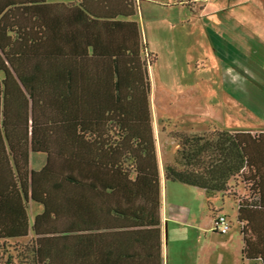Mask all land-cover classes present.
<instances>
[{"label":"trees","instance_id":"obj_1","mask_svg":"<svg viewBox=\"0 0 264 264\" xmlns=\"http://www.w3.org/2000/svg\"><path fill=\"white\" fill-rule=\"evenodd\" d=\"M136 7L0 0V242H19L0 264H153V239L159 258L156 54ZM171 136L164 179L233 198L241 261L264 264V132ZM231 182L246 195H229Z\"/></svg>","mask_w":264,"mask_h":264},{"label":"rangeland","instance_id":"obj_2","mask_svg":"<svg viewBox=\"0 0 264 264\" xmlns=\"http://www.w3.org/2000/svg\"><path fill=\"white\" fill-rule=\"evenodd\" d=\"M135 1L143 34L142 42L151 54L153 52L156 54L155 62L147 67L150 80L151 124L152 129L158 128V132L157 129L156 133L155 130L153 132L156 148L158 146L161 150H169L174 147L173 140L177 145V139L171 136V132L176 130L212 136L214 125L209 120L208 113L211 114L212 119H215L216 130L218 127L264 129V14L262 18L254 2L251 0L250 2L248 0ZM235 29L252 31L249 32L251 36L236 37L227 32ZM210 33L220 36L223 34L222 38L232 39V43H236L232 47L238 49L243 57L233 58L223 49L222 54L213 59L211 56L214 54V49L209 38ZM238 40L243 41L245 46H238ZM220 50L215 48L217 55ZM151 54L149 57L153 56ZM223 64L235 65L242 70L243 81H240V84L235 83L239 88L234 84L236 94H232L233 100L227 99V94L222 91L220 78ZM227 93L231 94L228 91ZM230 112L232 115H229ZM214 113L221 115L217 117ZM202 128L210 131H195ZM43 160V155H34L31 157L30 165L36 167L42 164ZM173 185L183 189L190 187L179 182L167 181V190L173 189L175 187ZM230 186L228 194L232 197H243L247 193L241 185L231 182ZM229 205V202L224 204L223 211L228 215L230 230L236 231L237 237L229 242L227 247H223L219 243L225 235L212 233L213 230H209L207 238L212 242H207L205 245L206 264H243L240 257L241 238L235 216L236 208L231 209ZM34 208L31 206L29 209L30 219ZM205 215L206 223L210 222L211 214L206 211ZM24 242L26 239L21 241ZM185 242L186 249L194 241L190 239ZM17 243L9 241L2 247L0 242L1 262L5 259L1 258L5 249L13 252ZM215 244L218 245L213 246ZM223 249L229 250L230 255L224 260H219L217 256ZM184 253L187 255L188 252L184 250ZM187 258L188 256L181 264H190ZM252 264H260V262L257 260Z\"/></svg>","mask_w":264,"mask_h":264},{"label":"crops","instance_id":"obj_3","mask_svg":"<svg viewBox=\"0 0 264 264\" xmlns=\"http://www.w3.org/2000/svg\"><path fill=\"white\" fill-rule=\"evenodd\" d=\"M249 1V0H248ZM255 3L256 8L260 10V15L263 18L264 14V0H251ZM250 2V1H249ZM238 5V3H237ZM207 9V8H206ZM139 14L136 10L135 19L138 22V26L140 29L141 36L142 31L140 28L139 23ZM229 34L231 33L232 36H242V35H250L252 31H248L245 29H235L233 31H227ZM264 34V32H263ZM223 35V34H222ZM222 35L219 34H212L210 33V41L213 43L214 54L211 56L213 59L218 58L221 54L223 49L226 50V54L233 56V58H237L238 56L243 57L242 53L238 49H234L232 45L236 43H232V39H224ZM238 39V38H237ZM238 46L244 45V42L238 40ZM239 43V44H238ZM218 46V47H217ZM245 46V45H244ZM216 49H221L217 55L215 52ZM233 50H232V49ZM228 50V51H227ZM154 53V52H153ZM223 58V57H222ZM222 75H221V85L222 91L227 94V99L233 100L234 97L232 94H236V89L234 87L235 83H241L243 81V75L241 68L234 66H226L223 64L222 66ZM223 72L224 75H223ZM236 85V84H235ZM239 88L238 85H236ZM230 92L231 94L227 93ZM150 100V99H149ZM150 108V102H149ZM215 114V113H214ZM206 115V114H205ZM211 114H207L210 121L214 125L213 130L216 129L214 124L215 119L211 118ZM221 113H216L215 116L219 117ZM229 115H232L231 112ZM156 116V115H155ZM203 116V115H202ZM204 117V116H203ZM221 119V118H220ZM156 129L158 132V128H154L153 132ZM162 129V128H161ZM219 130H225L228 132H250V133H258L264 132V129H252V128H220ZM162 131V130H161ZM196 132L200 131H210L209 129L205 130L198 129L195 130ZM174 142V147L171 149H159L157 146V160H158V171L161 180V193H160V254L158 258V254H156V240L153 239V264H181V262L188 256L187 261H190V264H206V255L207 250L205 248L206 243H211L212 241L207 238V232L209 230H213L212 233H217L213 228V220L214 217L221 213L224 214L226 217L228 215L226 212L223 211L224 204L229 202V206L231 209H235L237 204L235 200L227 195H224L221 192H215L213 194H206L203 190L197 187H176L173 185V189L167 190L166 187V180L163 176V170L165 164L172 162L173 157L177 148V145ZM165 148L167 144L165 143ZM164 186V188H163ZM186 186V185H185ZM188 186V185H187ZM210 197V198H209ZM189 203V204H188ZM207 208V209H205ZM40 209H34L33 214ZM206 211L211 214V220L206 223ZM32 214V216H33ZM236 216V214H235ZM230 224V221H229ZM231 228V226H230ZM229 228L228 232L224 233V239L221 240L219 243L220 246L227 247L229 242L234 241L237 237L236 231H231ZM239 231V227H238ZM219 234V233H218ZM222 235V234H221ZM240 235V232H239ZM241 238V235H240ZM192 239L194 242H191L189 246L185 249L184 245L186 244L185 241H189ZM215 244L213 246H217ZM242 246V242H241ZM241 246L240 250H241ZM184 250L187 251V255L184 253ZM230 255L229 250L223 249L221 253L218 254L217 258L219 260L226 259L227 256ZM192 262V263H191Z\"/></svg>","mask_w":264,"mask_h":264},{"label":"built area","instance_id":"obj_4","mask_svg":"<svg viewBox=\"0 0 264 264\" xmlns=\"http://www.w3.org/2000/svg\"><path fill=\"white\" fill-rule=\"evenodd\" d=\"M213 228L220 234L228 232L230 224L227 217L221 213L217 214L213 220Z\"/></svg>","mask_w":264,"mask_h":264}]
</instances>
